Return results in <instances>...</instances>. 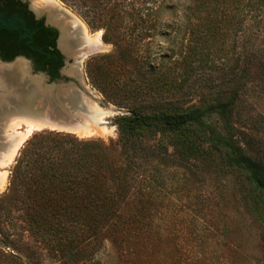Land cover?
Segmentation results:
<instances>
[{"label": "rangeland", "instance_id": "obj_1", "mask_svg": "<svg viewBox=\"0 0 264 264\" xmlns=\"http://www.w3.org/2000/svg\"><path fill=\"white\" fill-rule=\"evenodd\" d=\"M24 1L36 4V0ZM45 1L35 6L42 10L38 17L60 27L50 17ZM54 1L71 16L61 15V21H65L62 25L70 23L73 27L77 19L85 32L97 35L102 44V49L81 60V71L87 87L95 93L94 102L108 114L102 119V128L87 135L33 129L9 164L0 167L6 175L0 190V264H174L177 245L183 257L194 262L264 264V226L245 198L240 177L219 172L207 161L191 162L175 155L142 160L139 175L132 172L127 176V201H122L117 212L128 218L138 216L142 228L137 234L131 230L114 232L112 220L103 222L97 234L92 229L94 223L88 227L77 219L74 213L78 207H54L48 237L42 240L33 220L44 222L43 207H26L25 200L23 204L12 198L18 162L35 157L33 153L25 156V149L30 148L27 142L43 145L45 139L53 140L54 135L47 136L48 132L69 134L98 148L105 147L107 159L124 169L115 117L135 105L199 104L221 85L227 68L235 65L242 38L234 30L224 29L220 15L211 13L203 19L200 13L191 15L193 0ZM145 7L150 10L146 12ZM73 62L70 58L64 67L69 69ZM54 84L55 80H46L42 87L53 89ZM244 99L237 109V119L255 136L264 138V92ZM210 120L217 121L215 116ZM3 124L0 120V128ZM9 129L1 134H8ZM24 129L21 126L19 131ZM193 130L199 135L202 132L196 127ZM168 150L171 153L170 147ZM153 166L159 170L156 184L149 179ZM32 171L29 166L22 171L20 181L24 180L25 187ZM137 199H141V206L136 204Z\"/></svg>", "mask_w": 264, "mask_h": 264}, {"label": "trees", "instance_id": "obj_2", "mask_svg": "<svg viewBox=\"0 0 264 264\" xmlns=\"http://www.w3.org/2000/svg\"><path fill=\"white\" fill-rule=\"evenodd\" d=\"M192 2L191 15L200 13L201 19L211 13L212 16L220 15L224 29H232L242 36L235 65L227 68L221 85L199 104L135 105L126 114L116 116L114 123L124 156V169L107 159L105 147L98 148L90 141H79L69 134L48 132L47 136L54 135L53 140L45 139L43 145L27 142L30 148L25 149V156L33 153L35 157L18 162L12 198L23 204L25 200L26 207H43L44 222L33 220L42 240L48 237L54 207L72 210V207H78L77 214L74 213L77 219L88 227L94 223L92 229L97 234L107 220H112L111 230L114 232L131 230L129 232L137 234L142 228L138 216L128 218L117 212L128 192L127 176L132 172L139 175L142 160H160L172 155L191 162L207 161L219 172L238 175L245 186V198L258 223L264 226V138L255 136L245 123L237 119V109L244 103V98L264 92V0ZM206 2L208 9L204 7ZM144 10L148 12L150 9L145 7ZM22 18L32 30L30 36L23 37L24 42L37 47L34 52L38 56L37 62L46 63L51 79H57L58 68L63 62L54 47L53 30L43 28L41 21L33 23L26 15ZM196 43L199 44L200 40ZM21 54L28 56V52L17 51V55ZM212 116L216 117L215 123L210 120ZM194 127L202 131L200 135L193 133ZM70 138H74L75 143L69 141ZM147 140L153 142L147 143ZM45 141L51 144L46 145ZM21 165L23 170L28 166L33 170L26 187L24 180L23 183L20 181ZM158 171V167L153 166L149 177L152 183L159 181ZM135 202L141 206V199ZM65 214H68L66 210ZM261 241L264 248V234ZM176 249L178 255L174 264H204L198 262L200 259L194 262V259L184 258L179 245Z\"/></svg>", "mask_w": 264, "mask_h": 264}, {"label": "bare ground", "instance_id": "obj_3", "mask_svg": "<svg viewBox=\"0 0 264 264\" xmlns=\"http://www.w3.org/2000/svg\"><path fill=\"white\" fill-rule=\"evenodd\" d=\"M40 1L42 0H38V2L36 0L35 2L36 4L32 6L37 7ZM45 2L48 3V4L46 3V5H48L47 10L49 12L50 17L54 18V22H56L61 27L62 30L64 29L65 26L71 27L70 23L62 25V21L63 23L65 21L64 18L61 21L60 16L62 15L68 19L71 16L62 9H60V7L57 6L56 1L47 0ZM36 10H38V8ZM38 11H42V10H38ZM74 23L75 26L71 28L75 32H78V37L81 38L82 40V49H81L82 51L80 50L78 54L75 53L73 55L74 62L73 64H71L70 67H74V63L77 66L76 63L81 62V60L85 57L86 54L84 53L85 51L87 50L98 51L103 48L102 44L98 40L97 35H88L83 28V24L81 22H78L77 19L76 21H74ZM60 45L63 47V49L65 48L67 49L68 46L69 47L71 46V43L67 42L65 36L63 35ZM3 69L5 68L0 66V77L1 76L13 77L14 75H16V73L19 72L23 73L25 68L21 62L17 61L7 68L9 70L8 72H5V70ZM72 92L74 93V95L71 94ZM92 94L94 97H96L95 93L92 92ZM64 96L67 97L66 104L70 109V111L73 112V115L70 116V118H67L68 119V120L66 119L67 121L61 119V122H59L58 119L59 117H56L55 119L49 117L47 103H45V106L42 107V110L37 109V111L40 112L39 116H41V118L40 117L35 118L32 117L33 115L27 116V115L14 114L12 110L9 108L7 99L6 100L4 99L2 101L4 104H6V107L4 108H3V103L0 101V120H3L4 123L3 127L0 128V134L2 130L10 128L9 129L10 132L8 134L5 133V135L1 134L0 136V167H4L9 164L15 152L18 150V148L21 146L24 140H26L27 135L33 129L45 128L48 126L50 129L56 128L58 130H67L82 136L89 134L95 128H102L101 127V125L103 124L102 119L108 114V111L98 107L97 104L94 102L95 99L90 98L86 96L84 93L73 89L65 90ZM40 106L41 105H39V107ZM34 107L35 105L33 104L31 107L30 106L26 107L25 110L27 112H31L33 111ZM21 126L25 127L24 131H19ZM5 176H6L5 172H0V187H2L3 185Z\"/></svg>", "mask_w": 264, "mask_h": 264}, {"label": "water", "instance_id": "obj_4", "mask_svg": "<svg viewBox=\"0 0 264 264\" xmlns=\"http://www.w3.org/2000/svg\"><path fill=\"white\" fill-rule=\"evenodd\" d=\"M31 7L37 15L40 14V12L34 9L33 6ZM0 22L5 24L6 26L14 25L12 22L5 21L2 18H0ZM57 28L59 30L57 48L64 57V65H67L68 60L72 58V61H74L73 55L75 53L78 54L82 49V40L81 38L78 37V32H75L69 26L68 27L65 26L63 30L61 29V27H57ZM63 35L65 36L67 42L71 43V46L70 47L68 46L67 49L66 48L63 49V47L60 45ZM90 51L92 50H87L84 52L86 53L85 57L88 56L90 53L94 52V51L92 52ZM17 61L21 62L24 65L25 69L23 73L15 72L16 75H14L13 77H8V76L0 77L1 80L0 99H2L0 101L2 102L4 99L5 100L7 99L9 108L12 110L14 114L27 115V116L33 115L32 117L41 118V116H39L40 112L37 111V109L42 110V107H44L45 103H47L49 117H51L52 119L59 117L58 118L59 122H61V119L66 120L67 118H70V116L73 115V112L70 111V109L66 104L67 97L64 96L65 90L73 89L76 91H80L84 93L86 96L96 99V97L93 96L92 91L87 87L84 75L81 71V62L76 63L77 66L74 63V67H70L69 69H66V67H64L63 65V67L60 70L59 79L55 80L57 84L56 85L54 84L53 89L51 88L49 89L42 87V85L44 81L46 80L49 81L50 79L43 73L34 72L32 67L29 65V62L23 57H17L10 62H0V66L5 68L3 69L5 70V72H8L9 70L7 68ZM33 74L37 76H34ZM71 94L74 95L73 92ZM33 104L35 105L33 111L27 112L25 108L28 106L31 107ZM39 105L41 106L39 107ZM4 107H6V104L3 103V108ZM110 109L111 112H113L112 108ZM46 128L49 127L47 126L45 127V129ZM51 130H58V129L55 128ZM59 131L70 132L67 130H59Z\"/></svg>", "mask_w": 264, "mask_h": 264}, {"label": "flooded vegetation", "instance_id": "obj_5", "mask_svg": "<svg viewBox=\"0 0 264 264\" xmlns=\"http://www.w3.org/2000/svg\"><path fill=\"white\" fill-rule=\"evenodd\" d=\"M31 6L32 5H28L24 0H0V18L14 24L6 26L0 22V62H10L17 57H23L29 62V65L32 67L34 72L43 73L50 80H56V78L51 79L52 77L47 71L48 65L46 63L43 64L41 62H37L38 56L34 53L37 47L29 45L28 42H24L23 39L26 36H30L32 30L25 24L26 22L22 17H24V15L28 16L33 23L41 21L43 28L53 30L55 34L54 47L61 55V60L64 65V57L57 48L59 30L54 25L47 24L44 18L38 17ZM19 50L28 52V56L25 54L17 55V51ZM63 65L58 68V78Z\"/></svg>", "mask_w": 264, "mask_h": 264}, {"label": "snow or ice", "instance_id": "obj_6", "mask_svg": "<svg viewBox=\"0 0 264 264\" xmlns=\"http://www.w3.org/2000/svg\"><path fill=\"white\" fill-rule=\"evenodd\" d=\"M0 190H2V187H0Z\"/></svg>", "mask_w": 264, "mask_h": 264}]
</instances>
